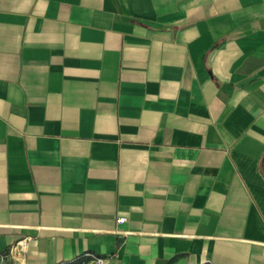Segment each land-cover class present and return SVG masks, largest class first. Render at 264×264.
Returning a JSON list of instances; mask_svg holds the SVG:
<instances>
[{"label": "crops", "instance_id": "0c3cea01", "mask_svg": "<svg viewBox=\"0 0 264 264\" xmlns=\"http://www.w3.org/2000/svg\"><path fill=\"white\" fill-rule=\"evenodd\" d=\"M0 254L264 264V0H0Z\"/></svg>", "mask_w": 264, "mask_h": 264}, {"label": "built area", "instance_id": "2783aa9c", "mask_svg": "<svg viewBox=\"0 0 264 264\" xmlns=\"http://www.w3.org/2000/svg\"><path fill=\"white\" fill-rule=\"evenodd\" d=\"M116 221L118 223L123 222L124 221V217H119L116 219ZM4 255L0 254V263H2V261L4 260ZM94 264H102V260L100 258H96L94 261Z\"/></svg>", "mask_w": 264, "mask_h": 264}, {"label": "rangeland", "instance_id": "374dc122", "mask_svg": "<svg viewBox=\"0 0 264 264\" xmlns=\"http://www.w3.org/2000/svg\"><path fill=\"white\" fill-rule=\"evenodd\" d=\"M0 264H3V263H0Z\"/></svg>", "mask_w": 264, "mask_h": 264}]
</instances>
